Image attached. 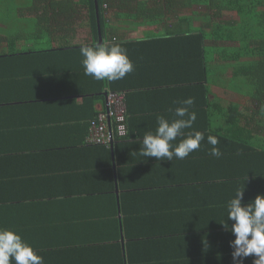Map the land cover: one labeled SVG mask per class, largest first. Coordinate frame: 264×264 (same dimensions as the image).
<instances>
[{"label": "crops", "instance_id": "crops-1", "mask_svg": "<svg viewBox=\"0 0 264 264\" xmlns=\"http://www.w3.org/2000/svg\"><path fill=\"white\" fill-rule=\"evenodd\" d=\"M113 25L133 41L161 33L156 26ZM80 34L54 36L50 43L57 48L65 38L73 46L92 39L91 32L89 41ZM116 41L109 35L105 44ZM159 45L138 44L127 53L134 71L118 85L127 94L129 133L111 148L88 143L93 108L87 100L103 95L94 107L103 111L110 91L84 74L80 53L39 65L47 72L36 76L0 74V227L17 231L44 264H234L235 236L221 223L237 189H245V204L261 189L264 194V181L256 180L264 175V160L217 135L222 156L209 154L215 117L202 93L185 85L197 74H177L166 60L171 52ZM189 97L197 119L183 132H202L200 148L184 159L144 156L142 136L155 133L158 116L176 119L175 109ZM209 100L240 104L241 112L256 107L223 86H213Z\"/></svg>", "mask_w": 264, "mask_h": 264}, {"label": "trees", "instance_id": "trees-1", "mask_svg": "<svg viewBox=\"0 0 264 264\" xmlns=\"http://www.w3.org/2000/svg\"><path fill=\"white\" fill-rule=\"evenodd\" d=\"M14 1H18L16 7L7 8V0H0V74L3 77L39 75L47 72L39 65L78 54L84 45L99 44L95 0ZM98 3L103 44L109 35L117 41L108 45L119 43L127 53L138 44H160L163 51L171 52L165 55L166 60L175 64L177 74H197L185 85L197 88L205 97L206 111L216 120L214 126L209 122L213 129L210 134L236 142L241 154L249 153L264 160V0H98ZM13 9L15 16L4 15ZM84 11L92 39L73 46L65 38L60 47L52 48V37L77 32L78 17ZM226 13L234 15L226 17ZM116 21L133 28L156 26L162 34L141 41L124 39L119 34V26L113 25ZM198 21H202L201 25H196ZM17 63L28 64V68L30 64L35 65L28 71L7 68ZM118 82L100 81L99 90L123 92ZM213 86H223L248 97L256 107L250 113L241 112L240 104L211 103ZM102 96L87 100L93 108L88 115L89 123L99 113L94 107ZM125 96L127 99L126 93ZM259 178L264 181L263 174L256 180Z\"/></svg>", "mask_w": 264, "mask_h": 264}, {"label": "clouds", "instance_id": "clouds-1", "mask_svg": "<svg viewBox=\"0 0 264 264\" xmlns=\"http://www.w3.org/2000/svg\"><path fill=\"white\" fill-rule=\"evenodd\" d=\"M80 54L83 57L84 74L97 81L121 80L134 71L133 61L119 43L84 45ZM181 103L184 106L175 109L176 119L169 121L162 115L158 116L155 133L148 132L142 136L141 152L144 156L157 160H173L174 157L184 159L200 148L205 138L202 132L187 136L183 132V129L192 128L197 119L196 113L189 111L194 98L189 97ZM178 137L185 138L178 145L172 144ZM207 142L212 145L209 154L221 157L217 136L208 135ZM244 190L237 189L234 197L228 201L227 223L221 224L235 236L231 241L234 264H243L244 258L249 256L255 257L253 264H264V194L257 195L253 201L245 204ZM229 220L234 222L231 226ZM13 260L15 264H44L43 257L17 231L0 227V264H11Z\"/></svg>", "mask_w": 264, "mask_h": 264}, {"label": "built area", "instance_id": "built-area-1", "mask_svg": "<svg viewBox=\"0 0 264 264\" xmlns=\"http://www.w3.org/2000/svg\"><path fill=\"white\" fill-rule=\"evenodd\" d=\"M128 115L124 92L110 91L107 108L90 121L88 143L111 148L128 136Z\"/></svg>", "mask_w": 264, "mask_h": 264}, {"label": "rangeland", "instance_id": "rangeland-1", "mask_svg": "<svg viewBox=\"0 0 264 264\" xmlns=\"http://www.w3.org/2000/svg\"><path fill=\"white\" fill-rule=\"evenodd\" d=\"M15 2H18V1H14V0H7V2H6V4H5V6L7 7V8H15L16 7V3ZM3 7H4V4H3ZM8 10V9H7ZM14 9L13 10H11V13H9V12H6V13H4V15H7V16H15V14H14ZM232 15H234V13H226V17H228V16H232ZM87 14H86V12L84 11L83 13H82V15L81 16H79L78 17V30L77 31H79V33H81L80 35L83 37V38H85L86 39V41H89L90 40V29L88 28V26L86 25L87 23H88V21H87ZM201 23H202V21H198L197 22V24L196 25H201ZM145 30H147V28L145 29ZM145 31H143V33H144ZM4 47H6V45H3ZM106 100H107V98H106Z\"/></svg>", "mask_w": 264, "mask_h": 264}, {"label": "water", "instance_id": "water-1", "mask_svg": "<svg viewBox=\"0 0 264 264\" xmlns=\"http://www.w3.org/2000/svg\"><path fill=\"white\" fill-rule=\"evenodd\" d=\"M95 6H96V14H97V22H98V31H99V44H103L104 40L102 37V30H101V20H100V12H99V3L98 0H95ZM107 98V94H105ZM114 148H112L113 150Z\"/></svg>", "mask_w": 264, "mask_h": 264}]
</instances>
